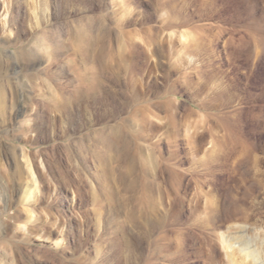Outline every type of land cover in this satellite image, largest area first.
Listing matches in <instances>:
<instances>
[{"label": "rangeland", "instance_id": "rangeland-1", "mask_svg": "<svg viewBox=\"0 0 264 264\" xmlns=\"http://www.w3.org/2000/svg\"><path fill=\"white\" fill-rule=\"evenodd\" d=\"M257 29L264 0H0V264H229L216 228L264 221Z\"/></svg>", "mask_w": 264, "mask_h": 264}, {"label": "bare ground", "instance_id": "bare-ground-1", "mask_svg": "<svg viewBox=\"0 0 264 264\" xmlns=\"http://www.w3.org/2000/svg\"><path fill=\"white\" fill-rule=\"evenodd\" d=\"M262 33H264V29H257V35L259 34L261 35ZM150 54H151L150 56L155 57L157 53L154 51ZM151 70L152 69L148 68V73L151 74ZM227 118L229 119L226 121L225 128L230 130V135H228L229 137L226 143L232 144L231 142H233V138L235 135L234 129L236 126L234 122H230V120L232 119L231 117L227 116ZM34 180L35 179H33V181ZM262 194L264 195V191L262 192ZM262 194H256L255 196H253L252 201L253 203H255L256 207L257 206L262 207L263 201L262 198L260 197V195ZM235 208L231 206L230 217L236 218L237 213L235 211L236 210ZM255 217L256 216L254 215L253 217H251V219L245 220L246 219L245 216V219L242 220L243 222L240 223V226L238 228L235 226V222H237V219L233 221L232 224L223 221V223L220 224L218 228H216L217 240L222 250H224L229 264H264V231L260 226L261 224H263L264 221L261 218H257L259 220H256L254 219ZM246 224L253 225V229H251L250 233L248 234L242 231L243 229H245ZM237 232L240 233L237 234Z\"/></svg>", "mask_w": 264, "mask_h": 264}]
</instances>
